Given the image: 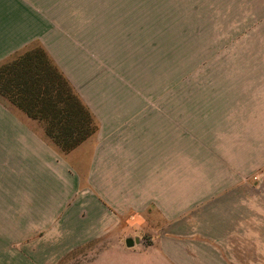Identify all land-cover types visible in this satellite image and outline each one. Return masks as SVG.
<instances>
[{"label": "rangeland", "instance_id": "1", "mask_svg": "<svg viewBox=\"0 0 264 264\" xmlns=\"http://www.w3.org/2000/svg\"><path fill=\"white\" fill-rule=\"evenodd\" d=\"M36 2L49 53L40 46L90 112V136L102 124L149 137L174 215H119L77 184L47 222L32 217L35 231L4 217L0 264H264V0Z\"/></svg>", "mask_w": 264, "mask_h": 264}, {"label": "crops", "instance_id": "2", "mask_svg": "<svg viewBox=\"0 0 264 264\" xmlns=\"http://www.w3.org/2000/svg\"><path fill=\"white\" fill-rule=\"evenodd\" d=\"M38 8L34 0H0V63L40 43L49 53L44 44L46 24ZM59 71L70 81L64 68ZM38 123L0 95V232L8 230L10 219L4 217L15 215L26 216V229L35 231L32 217L44 215L47 222L63 209L66 203L62 201L71 200L77 184L84 200L89 198L88 185H94L92 196L97 205L105 210L110 207L119 215L136 218L156 209V215L164 217L165 222L174 215L168 211L172 206L167 197L168 171L160 161H152L150 148L147 154L143 151L144 145L151 147L149 137L120 134L114 125L105 128L101 124L94 135L59 154L42 137L43 128ZM84 146L90 153L78 154ZM79 163L84 167L83 174L77 172ZM181 169L176 172L175 205L183 213L185 180ZM1 237L0 248H7L6 234ZM26 259L24 262H35Z\"/></svg>", "mask_w": 264, "mask_h": 264}, {"label": "trees", "instance_id": "3", "mask_svg": "<svg viewBox=\"0 0 264 264\" xmlns=\"http://www.w3.org/2000/svg\"><path fill=\"white\" fill-rule=\"evenodd\" d=\"M0 95L40 122L45 136L62 152L94 132L90 112L41 46L0 63Z\"/></svg>", "mask_w": 264, "mask_h": 264}, {"label": "water", "instance_id": "4", "mask_svg": "<svg viewBox=\"0 0 264 264\" xmlns=\"http://www.w3.org/2000/svg\"><path fill=\"white\" fill-rule=\"evenodd\" d=\"M134 241H137V239L126 238L124 243L127 247H129L133 245Z\"/></svg>", "mask_w": 264, "mask_h": 264}]
</instances>
